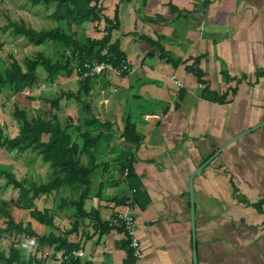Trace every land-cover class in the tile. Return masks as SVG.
Returning a JSON list of instances; mask_svg holds the SVG:
<instances>
[{
    "label": "crops",
    "instance_id": "1",
    "mask_svg": "<svg viewBox=\"0 0 264 264\" xmlns=\"http://www.w3.org/2000/svg\"><path fill=\"white\" fill-rule=\"evenodd\" d=\"M99 5L118 24L110 42L118 41L130 71L98 74L91 96L82 97L101 121L111 123L99 127L105 135L92 155L80 154L83 163L94 159L84 189L89 214L77 216L70 204L55 212L41 205L53 214L54 225L30 216L31 226L61 222L59 232L39 233L70 229L67 239L79 243V258L88 264H264V0ZM53 20L75 35L72 25L78 26L77 39L104 32L103 19L69 26ZM41 72L34 86L46 90L51 82L43 66ZM140 99L152 110L141 113L142 127L133 121L137 140H126L124 108ZM124 160L138 189L134 209L143 256L133 262L123 230L107 222L131 194ZM82 189L68 192L75 198ZM41 250L36 256L45 264L46 253L55 249ZM56 251L61 259L63 249Z\"/></svg>",
    "mask_w": 264,
    "mask_h": 264
},
{
    "label": "trees",
    "instance_id": "2",
    "mask_svg": "<svg viewBox=\"0 0 264 264\" xmlns=\"http://www.w3.org/2000/svg\"><path fill=\"white\" fill-rule=\"evenodd\" d=\"M30 1L32 4L45 6L53 4L54 9L49 16L55 20L66 22L68 26L84 20L103 19L105 22L104 32L101 37L77 39L72 32L66 31L59 25L53 28L35 29L27 26L23 20L18 23L10 21L9 24L15 29L14 32L22 34L29 42L37 45L48 40L60 42L62 45L70 47V54H67L64 60L56 59L52 61L49 56L42 51H38L36 56L27 58L24 63L12 56V60L7 65L2 66L0 63V94L6 89L17 92L26 87H33L38 81L36 68L39 64L47 72L48 80L52 81L59 74L70 75L74 68L82 65L86 59L95 57L117 65L124 58V53L119 48L118 41L110 42L111 31L118 24L101 12L99 0ZM152 43L161 48L156 41L152 40ZM196 73L199 76V72ZM78 81L80 84L78 90L68 95L75 96L76 99L80 100L81 109L89 113V116H84L80 123L67 122L62 124L54 114L48 117L43 115L29 117L24 108L15 106L13 114L18 120L17 132L12 136H6L0 131V147L8 151L23 152L29 149L31 152H38L42 160L48 162L49 167L53 170L54 176L46 182L39 184L32 182L26 186L24 180L16 178L11 170L0 167V176H5V183L18 189L17 205L29 208V213L33 218L49 225H54L53 214H50L47 208L39 209L32 203V200L42 194L48 195L59 192L60 188H68L74 191L83 187L75 198L66 194L62 195L57 208L61 209L70 204L76 208L77 216L89 214L83 207V200L85 196L84 189L88 185L94 159L89 157L88 161L83 163L80 154L88 151L92 155L102 136L105 135L99 130V127L109 125V128L111 127V123L101 121L90 110L87 99H82V96L89 94L93 86V77L80 78ZM208 93L209 91H206V95ZM58 99V96L52 97L50 100L51 105L57 106ZM121 136L126 140H137L136 125L130 120L129 116L124 119ZM121 167L122 170L127 169V179L131 188H136L134 193V201L136 202L138 189L133 168L128 160H124ZM71 190L70 193L73 192ZM0 214L5 217L4 225H0V233L10 232L13 235L33 236L36 239L37 247L48 245L55 250L63 249L59 264H88L86 261H82L81 258L74 257L71 254L73 249L79 248V243L67 239L65 234L70 229H65L63 231L64 235L52 231L47 234L39 233L29 222L24 223L22 220H15L10 211L1 203ZM130 255L133 262L134 257L131 251ZM0 262L3 264H44L43 259L37 257L35 253L24 257L20 247L15 243H10L7 250L0 249Z\"/></svg>",
    "mask_w": 264,
    "mask_h": 264
},
{
    "label": "rangeland",
    "instance_id": "3",
    "mask_svg": "<svg viewBox=\"0 0 264 264\" xmlns=\"http://www.w3.org/2000/svg\"><path fill=\"white\" fill-rule=\"evenodd\" d=\"M49 5L32 4L30 0H0V63L2 66L10 63L12 56L17 58L21 63H24L27 58L36 56L38 51H42L49 56L52 61L56 59L64 60L66 55L70 54V47L64 46L60 42L48 40L43 42V44L35 45L34 43L29 42L22 34L15 33V29L9 24L10 21L18 23L20 20H23L27 26H31L35 29L53 28L55 27L54 25L56 22L53 19H50L51 17L47 16V13L52 10V6ZM72 26H74L76 35L73 30L71 32L74 37L77 38L76 36L79 32L76 29L78 26ZM82 35H84V33ZM41 68V64L36 68V71L40 76L43 72H41ZM44 75L45 74H43L40 79H43L45 77ZM63 77V80L56 81V84H54L56 78L50 81L48 80V77H45L47 85L51 82L48 85L50 88H46V90L38 85L31 88L26 87L17 92H11L9 89L2 92L0 94V131L6 136H12L17 131L18 120L13 114L15 106L24 108L29 117L36 115L48 117L54 114L63 124L65 122H71L73 124L80 123L87 111L80 109V100L76 99L75 96L68 95L71 92L77 91L80 85L76 76V67L69 76H66L65 74ZM89 95L91 96V93ZM56 96L59 97L57 106L51 105V98ZM46 98L50 100H47ZM149 106V103L144 99L136 100V102H129L124 108L125 110L128 108L125 111V116H129L130 120L135 121L138 127H142L141 123L144 120L141 113L145 110L151 111L152 109H150ZM130 110H132V112H130ZM72 130L74 131V129ZM26 151H8L0 147V167L11 170L16 178L21 179L22 181L24 180L26 186L32 182L39 184L54 176L53 170L48 166L47 162H43L38 152H32L31 157H27L25 156ZM26 167L29 168L26 169ZM5 181V176L1 175L0 203L10 211L15 220H22L24 223L29 222L28 219L31 216L29 214V208L17 205L18 189L11 184H6ZM61 189L62 188H60V190ZM65 194H70L67 188L46 196L42 194L32 200V203L36 207L47 204L49 205L47 206L48 209L55 212L59 209L57 208V204L59 203L61 196ZM72 195L74 194L72 193ZM72 195L69 196L72 197ZM4 221L5 217L0 214V225H4ZM57 224V227L46 226L42 228L43 226L41 227L35 223L32 227L37 232L42 233L51 228H54V231L59 232L58 230L62 229V223L57 222ZM62 233L64 232L62 231ZM10 243H15L19 246L24 257L31 253H44V251L41 250V247L36 246V239L33 236L22 234L13 235L10 232L0 233V249L7 250ZM46 254L48 255V261L45 264H59L60 259L56 250H54L52 254ZM0 264L3 263L0 262Z\"/></svg>",
    "mask_w": 264,
    "mask_h": 264
},
{
    "label": "built area",
    "instance_id": "4",
    "mask_svg": "<svg viewBox=\"0 0 264 264\" xmlns=\"http://www.w3.org/2000/svg\"><path fill=\"white\" fill-rule=\"evenodd\" d=\"M105 51V50H104ZM111 70L118 74H125L130 71L125 58H122L119 64H113L107 60L98 58H90L83 61L82 65L76 67L77 79L84 77H95L105 71ZM155 114H145L144 117L149 119ZM127 171V169H125ZM135 187L131 188V194L124 198L122 203L123 208L116 210L108 219V224L112 227L121 228L128 241V246L132 252L134 260H139L143 256V248L140 237L137 232V221L135 216ZM74 257H79L83 254L81 248H75L71 251Z\"/></svg>",
    "mask_w": 264,
    "mask_h": 264
}]
</instances>
